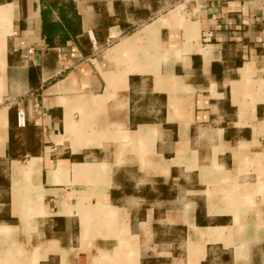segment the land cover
<instances>
[{"label":"crops","instance_id":"0c3cea01","mask_svg":"<svg viewBox=\"0 0 264 264\" xmlns=\"http://www.w3.org/2000/svg\"><path fill=\"white\" fill-rule=\"evenodd\" d=\"M73 1L0 0V264H264V0Z\"/></svg>","mask_w":264,"mask_h":264},{"label":"trees","instance_id":"16d2710c","mask_svg":"<svg viewBox=\"0 0 264 264\" xmlns=\"http://www.w3.org/2000/svg\"><path fill=\"white\" fill-rule=\"evenodd\" d=\"M42 36L48 47H64L81 34V16L73 0H42Z\"/></svg>","mask_w":264,"mask_h":264},{"label":"built area","instance_id":"2783aa9c","mask_svg":"<svg viewBox=\"0 0 264 264\" xmlns=\"http://www.w3.org/2000/svg\"><path fill=\"white\" fill-rule=\"evenodd\" d=\"M34 50L30 49L28 54H33ZM17 120H18V126L20 128H26L27 126V120H26V113L24 110H20L17 115Z\"/></svg>","mask_w":264,"mask_h":264}]
</instances>
